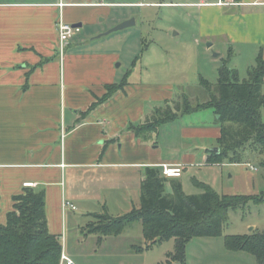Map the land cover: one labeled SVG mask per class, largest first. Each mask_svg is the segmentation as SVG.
Segmentation results:
<instances>
[{"label":"crops","instance_id":"1","mask_svg":"<svg viewBox=\"0 0 264 264\" xmlns=\"http://www.w3.org/2000/svg\"><path fill=\"white\" fill-rule=\"evenodd\" d=\"M158 4L146 0H0V224L13 210V197L25 187L44 191L49 232L60 237L65 253L76 264H93L83 260L76 246L122 239L120 234L106 236L93 227L102 224L99 217L107 214V206L119 209L135 195L140 200L147 168L180 165L184 173L189 166H202L194 152L166 158L161 146H151L155 144L128 129L131 123H143L173 94L167 85L144 80L143 74L133 79L137 60L131 61L130 53L121 50L128 35L98 37L134 18L135 8ZM193 4L200 36L230 46L240 44L255 55L261 51L264 55V0ZM60 19L82 24L81 33L66 43L63 54ZM42 59L51 60L31 72L24 90L27 73ZM129 71L125 89L87 113L106 94V86L122 83ZM213 116L216 123L214 112ZM182 133L211 142L202 159L208 164L207 151L217 146L220 128L184 127ZM183 176L169 178L166 190L172 192V182H181ZM128 241L138 252L147 245L144 234L139 244L129 237Z\"/></svg>","mask_w":264,"mask_h":264},{"label":"trees","instance_id":"2","mask_svg":"<svg viewBox=\"0 0 264 264\" xmlns=\"http://www.w3.org/2000/svg\"><path fill=\"white\" fill-rule=\"evenodd\" d=\"M240 3L241 0H234ZM140 56L136 60H138ZM51 59H42L31 67L26 75V90L32 71ZM136 61L134 62V64ZM129 71L120 84L106 86V94L93 103L87 113L108 101L128 84ZM216 86L201 77L198 94L206 97L194 104L186 92L176 100H166L165 105L155 107L143 123L129 124L137 138L147 141L163 125L196 112L212 109L220 128L217 146L220 151H207V163L211 165L241 164L247 150L264 154V55L261 51L256 63L248 70L249 78L240 81L237 70L229 69L224 63L219 69ZM197 95V94H196ZM105 149V148H104ZM264 167V163H262ZM169 178L162 170L146 169L142 185L140 206L128 214L112 217L108 214L99 217L103 220L93 230L104 235H119L128 226L141 222L146 247L150 250L163 242L175 240L174 253L168 255L161 264H186V250L189 242L198 237H217L230 211L245 209L250 201L259 204L264 201V192L259 196L218 194L211 186L202 182L196 185L203 192L185 194L182 183L172 182V193H166ZM13 210L7 213L5 224H0V264H60L63 250L60 237L49 232L45 210V193L25 187L23 193L13 197ZM225 246L231 251H244L252 254L264 264V233L225 237Z\"/></svg>","mask_w":264,"mask_h":264},{"label":"rangeland","instance_id":"3","mask_svg":"<svg viewBox=\"0 0 264 264\" xmlns=\"http://www.w3.org/2000/svg\"><path fill=\"white\" fill-rule=\"evenodd\" d=\"M146 1L160 4L135 8L136 25L109 34L128 35L125 40L126 45L124 43L121 45L123 54L130 53L131 61L140 56L136 62L133 79H138L140 74H143L144 80L167 85L173 94V100L186 92L196 104L197 101L206 99L205 96L198 94L200 76L216 86L219 69L224 63L229 69L237 70L240 81L249 78L248 70L255 65L257 55L240 44L230 46L218 39L212 41L200 36L198 15L194 13L193 4L199 0ZM107 37L114 36L107 35ZM214 123L212 109L196 112L163 125L156 134H151L147 138V142L154 143L155 145H150L155 148L161 146L166 158L179 157L183 152L191 151L196 154V162L203 163L202 166H189L185 169L181 179L185 194L195 195L203 192V189L196 185V182H202L211 186L220 195L251 197L261 195L264 192L262 166L264 154L247 150L241 164L224 163L219 166L204 164L202 160L205 155L204 150L211 146V142L183 136L184 127H218ZM212 146H216L215 140H212ZM139 206L140 200H137L135 195L130 197L129 202L120 204L119 209H112L109 206L105 209L107 214L124 215ZM142 230V224L136 222L121 232L122 239L120 238L119 242L114 243L113 240L106 243L90 242L82 247L76 246L75 250L82 255L83 260L90 259L93 264L166 262L168 255L174 253L175 240L163 242L143 252L134 251L127 244L128 237L139 244L138 241L143 237ZM256 231L264 233V201L259 204L250 201L245 209L230 211L220 236L192 239L186 250V264H262L250 253L231 251L225 246L226 236L247 235Z\"/></svg>","mask_w":264,"mask_h":264},{"label":"built area","instance_id":"4","mask_svg":"<svg viewBox=\"0 0 264 264\" xmlns=\"http://www.w3.org/2000/svg\"><path fill=\"white\" fill-rule=\"evenodd\" d=\"M219 4L222 5L224 3L220 2ZM57 27H58L59 42H60L59 47L61 53L63 54L66 43L81 33V27H75L74 25L65 22L63 19L59 20ZM162 174L167 178H180L183 174V169L180 165L163 164ZM26 185L33 186L32 184H26ZM66 205H70V203L67 202ZM71 207L75 209V207H73L72 205ZM60 264H76V263L71 257H69L65 253L63 249L61 253Z\"/></svg>","mask_w":264,"mask_h":264},{"label":"water","instance_id":"5","mask_svg":"<svg viewBox=\"0 0 264 264\" xmlns=\"http://www.w3.org/2000/svg\"><path fill=\"white\" fill-rule=\"evenodd\" d=\"M135 24H136V22H135V19H134V18L129 19V20H126V21L120 23L119 25L115 26L114 28L110 29V30L107 31L106 33L99 35L98 37L107 36V35H109V34H111V33H113V32H117V31H119V30H123V29H126V28H128V27L134 26ZM74 26H75V27H81L82 24L79 23V24H75ZM117 66H119V64H118ZM212 150H213V151H217V152L220 151L219 148H213Z\"/></svg>","mask_w":264,"mask_h":264}]
</instances>
